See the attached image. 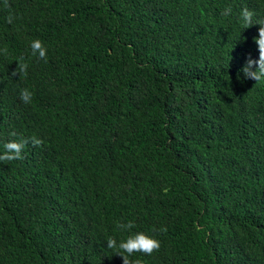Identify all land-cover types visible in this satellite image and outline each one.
Returning a JSON list of instances; mask_svg holds the SVG:
<instances>
[{
    "label": "trees",
    "instance_id": "obj_1",
    "mask_svg": "<svg viewBox=\"0 0 264 264\" xmlns=\"http://www.w3.org/2000/svg\"><path fill=\"white\" fill-rule=\"evenodd\" d=\"M9 3L0 155L43 144L0 161V264H123L107 240L139 232L161 247L131 264H264V81L240 71L264 0Z\"/></svg>",
    "mask_w": 264,
    "mask_h": 264
},
{
    "label": "clouds",
    "instance_id": "obj_2",
    "mask_svg": "<svg viewBox=\"0 0 264 264\" xmlns=\"http://www.w3.org/2000/svg\"><path fill=\"white\" fill-rule=\"evenodd\" d=\"M3 6L7 9L11 8L9 0H3ZM231 13V8L226 9L222 14L228 15ZM254 13L249 9L245 8L242 10L241 19L243 25L246 28L253 26L254 24L260 25L259 35L254 38L255 43L258 45L259 59L255 60L249 55L246 59V63L240 71L243 73L244 78L255 80L257 83L264 81V19H257L253 21ZM14 15L10 12L7 17V22L9 24L13 23ZM32 55L37 56L40 59L46 61L47 48L43 45L42 41L39 39L32 41L31 43ZM5 53L7 49L4 50ZM22 59V58H21ZM28 65L26 63L18 62V67L12 72L13 76L19 74L20 78H24L27 75ZM239 76V73H238ZM32 92L28 89L21 90V100L25 103L31 102ZM15 135V133H12ZM31 142L33 146H40L43 141L35 136L30 138H22L20 141H10L4 145V153L0 155V161L11 162L15 160H22V152L25 146ZM135 227L134 222L128 223H118L117 228L122 231H129ZM161 231H167L166 228L161 229ZM107 247L116 250V255H119L123 259V264H131L129 257L134 253H143L145 255H151L154 251H159L161 247V242L152 236L146 235L143 232H139L135 235H130L125 241H121L117 244L115 238L109 237L107 240ZM125 253L127 255H125ZM136 264H139L137 261Z\"/></svg>",
    "mask_w": 264,
    "mask_h": 264
}]
</instances>
